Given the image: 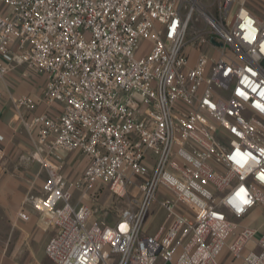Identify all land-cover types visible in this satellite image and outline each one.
Returning a JSON list of instances; mask_svg holds the SVG:
<instances>
[{"label": "built area", "instance_id": "1", "mask_svg": "<svg viewBox=\"0 0 264 264\" xmlns=\"http://www.w3.org/2000/svg\"><path fill=\"white\" fill-rule=\"evenodd\" d=\"M249 3L0 0V83L44 77L9 100L47 169L26 202L56 226L55 264H264V11ZM70 153L87 165L66 178ZM101 186L139 195L112 225L81 201Z\"/></svg>", "mask_w": 264, "mask_h": 264}, {"label": "crops", "instance_id": "2", "mask_svg": "<svg viewBox=\"0 0 264 264\" xmlns=\"http://www.w3.org/2000/svg\"><path fill=\"white\" fill-rule=\"evenodd\" d=\"M43 84L42 75L30 73L24 76L22 68L10 71L5 83H0V264H55L46 255L45 246L55 234L56 226L47 214L36 211L26 202L29 195L43 194L41 186L47 178V169L29 157L33 151L32 141L9 100V93L37 96ZM46 108L38 102L27 118ZM83 157L86 166L87 158ZM76 164L74 157L65 156L59 173L73 178L78 175ZM78 198L79 193L75 192L74 205L79 204ZM263 219L260 215L259 220ZM248 222L251 221L247 219Z\"/></svg>", "mask_w": 264, "mask_h": 264}, {"label": "rangeland", "instance_id": "3", "mask_svg": "<svg viewBox=\"0 0 264 264\" xmlns=\"http://www.w3.org/2000/svg\"><path fill=\"white\" fill-rule=\"evenodd\" d=\"M250 9L259 15V12L264 11V0H249ZM67 158L74 157V161L77 162L75 173L80 174L84 169L86 160L80 153H71L66 155ZM139 197L135 188H128L126 194L123 197H116L111 195L106 187H99L96 192L87 194L81 198V201L93 206V218L101 219L107 224H114L117 220V215L125 208L128 207V201H132ZM149 217L147 220V232H153L157 226L163 220V211L160 210L157 205L152 204ZM259 220L254 222V226L259 224Z\"/></svg>", "mask_w": 264, "mask_h": 264}, {"label": "snow or ice", "instance_id": "4", "mask_svg": "<svg viewBox=\"0 0 264 264\" xmlns=\"http://www.w3.org/2000/svg\"><path fill=\"white\" fill-rule=\"evenodd\" d=\"M241 95H243V93H241ZM233 131L235 132L236 129H233ZM253 158L255 159V157H253ZM260 179H261V180H264V172L261 173V175H260ZM240 191L243 192L244 189H241ZM244 203L247 204L248 201L245 200Z\"/></svg>", "mask_w": 264, "mask_h": 264}]
</instances>
